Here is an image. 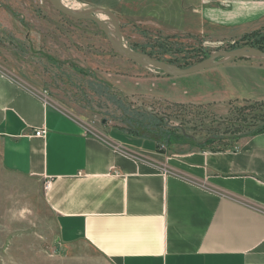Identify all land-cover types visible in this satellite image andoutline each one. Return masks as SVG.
Masks as SVG:
<instances>
[{
    "label": "rangeland",
    "instance_id": "1",
    "mask_svg": "<svg viewBox=\"0 0 264 264\" xmlns=\"http://www.w3.org/2000/svg\"><path fill=\"white\" fill-rule=\"evenodd\" d=\"M68 1L110 11L129 49L181 69L216 51H264V29L225 35L194 22L179 0ZM0 71L90 133L136 141L132 133L175 152L231 150L264 124V61L165 76L121 58L93 22L68 18L48 0H0ZM43 190L0 162V264H105L83 245L57 242Z\"/></svg>",
    "mask_w": 264,
    "mask_h": 264
},
{
    "label": "crops",
    "instance_id": "2",
    "mask_svg": "<svg viewBox=\"0 0 264 264\" xmlns=\"http://www.w3.org/2000/svg\"><path fill=\"white\" fill-rule=\"evenodd\" d=\"M179 1L231 37L264 29V0ZM133 137L90 133L0 71L1 166L49 182L60 245L105 264H264V134L218 152Z\"/></svg>",
    "mask_w": 264,
    "mask_h": 264
},
{
    "label": "water",
    "instance_id": "3",
    "mask_svg": "<svg viewBox=\"0 0 264 264\" xmlns=\"http://www.w3.org/2000/svg\"><path fill=\"white\" fill-rule=\"evenodd\" d=\"M51 6L60 14L76 19L93 22L105 35L113 51L121 58L145 68H153L165 76L181 77L198 73L216 66L224 65L235 59H255L264 61V51L252 48L242 47L229 51H216L201 62L181 69L175 65L152 59L146 55L134 52L123 42L119 29V21L113 13L103 8H93L88 11H77L64 5L61 0H48ZM99 15L104 16L105 20L99 19ZM104 123V121H102Z\"/></svg>",
    "mask_w": 264,
    "mask_h": 264
},
{
    "label": "trees",
    "instance_id": "4",
    "mask_svg": "<svg viewBox=\"0 0 264 264\" xmlns=\"http://www.w3.org/2000/svg\"><path fill=\"white\" fill-rule=\"evenodd\" d=\"M261 50V49H260ZM262 51V50H261ZM168 63V62H167ZM128 134H131V135H133V136H138V135H136V134H132V133H128ZM258 134H264V124H262V125H260V126H257L256 128H254V130L252 131V133L247 137V138H249V137H253V136H256V135H258ZM242 136V134L240 135V136H238V137H235L234 138V140H235V142L236 141H238L240 138H242L241 137ZM139 137H143V136H139ZM246 137V136H245ZM146 138V137H145ZM148 139H151V138H148ZM192 141H194V138H192L191 139ZM227 146V145H226ZM230 148V147H229ZM227 149H222V150H215V151H213V152H218V151H226Z\"/></svg>",
    "mask_w": 264,
    "mask_h": 264
},
{
    "label": "bare ground",
    "instance_id": "5",
    "mask_svg": "<svg viewBox=\"0 0 264 264\" xmlns=\"http://www.w3.org/2000/svg\"><path fill=\"white\" fill-rule=\"evenodd\" d=\"M61 2L64 4V5H66L67 7H69V8H71V9H74V10H77V11H80V9L77 7V4H75L74 2L72 3V2H70V1H68V0H61ZM79 5V4H78ZM101 16V15H100ZM99 16V17H100ZM102 17V19L101 18H99V19H101V20H105V17L104 16H101Z\"/></svg>",
    "mask_w": 264,
    "mask_h": 264
},
{
    "label": "built area",
    "instance_id": "6",
    "mask_svg": "<svg viewBox=\"0 0 264 264\" xmlns=\"http://www.w3.org/2000/svg\"><path fill=\"white\" fill-rule=\"evenodd\" d=\"M44 134V131L43 130H38V131H35L34 135L37 136V137H40ZM49 186V182H45L44 183V189H47Z\"/></svg>",
    "mask_w": 264,
    "mask_h": 264
}]
</instances>
